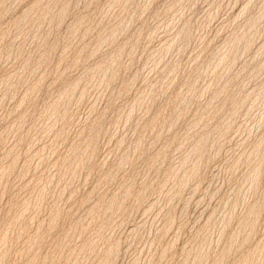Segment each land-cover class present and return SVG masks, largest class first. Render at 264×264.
Masks as SVG:
<instances>
[{"label": "rangeland", "instance_id": "374dc122", "mask_svg": "<svg viewBox=\"0 0 264 264\" xmlns=\"http://www.w3.org/2000/svg\"><path fill=\"white\" fill-rule=\"evenodd\" d=\"M0 264H264V0H0Z\"/></svg>", "mask_w": 264, "mask_h": 264}]
</instances>
